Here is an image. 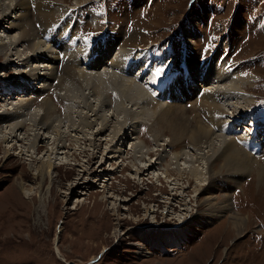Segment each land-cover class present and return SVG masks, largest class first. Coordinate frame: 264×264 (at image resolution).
Listing matches in <instances>:
<instances>
[{
	"label": "rangeland",
	"instance_id": "obj_1",
	"mask_svg": "<svg viewBox=\"0 0 264 264\" xmlns=\"http://www.w3.org/2000/svg\"><path fill=\"white\" fill-rule=\"evenodd\" d=\"M43 2L60 9L57 18L63 16L65 31L53 33L56 42H47L53 34L43 38L37 25L43 46L58 52L64 42L65 53L74 52L70 58L77 72L86 73L68 82L56 68L52 80L36 77L37 72L31 79L36 63L26 61L28 42L0 50V114L11 119L0 126V264H264V0ZM11 16L16 21V13ZM7 26L0 19V35L9 43L7 34L18 37L21 28ZM117 33L119 43L107 52L113 58L123 45L133 50L130 72L128 66L124 73L122 68L113 71L107 60L92 62L102 55L105 39ZM189 50L196 54L198 69L187 81ZM65 53L59 54V67ZM216 60L220 72L235 69L252 76L251 83L243 84L248 104L231 95L217 99V114L200 107L218 71ZM203 62L212 65L207 83L201 81L207 73ZM135 71L144 73L142 80L134 79ZM111 76L142 88L145 98L137 90L123 92ZM44 98L62 118L63 140L51 153L54 135L40 130L38 144L44 147L34 153L31 115L41 110ZM232 98L237 107L230 104ZM21 102L30 108L13 112ZM247 107L242 118L238 114ZM179 109L188 113L190 133L183 137L174 126ZM23 120L25 128L9 137L12 125ZM70 122H77V130ZM199 123L236 140L249 155L250 168L244 173L223 168L222 160L192 138ZM247 127L258 133L253 136ZM3 132L8 140L3 141ZM223 139L215 144L219 147ZM176 154H182L178 161ZM50 159L54 181H40V166ZM149 160L156 165L143 172ZM206 200L229 205L208 223L200 218L208 212ZM232 217L247 219L242 232L237 233Z\"/></svg>",
	"mask_w": 264,
	"mask_h": 264
},
{
	"label": "bare ground",
	"instance_id": "obj_2",
	"mask_svg": "<svg viewBox=\"0 0 264 264\" xmlns=\"http://www.w3.org/2000/svg\"><path fill=\"white\" fill-rule=\"evenodd\" d=\"M51 1V0H50ZM51 3V2H50ZM32 4V5H31ZM48 5V6H46ZM32 7L35 8V16H34V13L32 12ZM45 6V7H44ZM33 8V9H34ZM24 9V10H23ZM21 10H23L24 12L21 13ZM60 10V9H59ZM57 10L55 7L51 6L45 2H43V0H9L8 3L6 2V0H0V19H3V21L5 20L6 22L9 23V30L16 27L18 29L21 30V32L19 33V36L16 37L14 36L13 38H11L12 36H9V33L7 34L6 37H9L10 39V42L7 43V42H4L3 41V36L0 35V50L1 51H4V50H10L11 46H15L16 44H19L20 42V45L24 44L25 42H28V50L29 52L27 53L26 52V56L27 57L26 59H28V57H30V59L26 60L27 62H32V60L36 63V66H35V69L33 71H31L29 73V77L31 76V79L33 78V72H37L38 75H35L36 77H42V78H47L46 81H48L50 78L52 80V78H54L55 75H57V73L55 72V69L56 68H61V74L59 75V77H62L64 76V74H66V79L68 82L71 81V79H76L80 76H84L85 75V71H79L77 72V70L75 69L73 63L75 62L74 61V58H70V53H74L73 51L69 54H66L65 52L67 51L64 46L66 44H64L63 41L65 40H59V42H63L61 45H60V49L61 51L58 50V52H55L53 49L50 50V47H45L43 46V42L41 39L42 37H40V32L41 31H38L39 28L40 30H42L44 33H43V38H45V35L47 34H53V33H59V35L61 36L63 33H65V31H62L61 29V26L63 27V24H62V17H58L57 18V12L59 11ZM62 10V9H61ZM16 13V16H15V19L16 21H14V19L11 20L12 16H11V13ZM18 12H20L18 14ZM15 15V14H14ZM32 15V16H31ZM36 17V19H35ZM18 19V21H17ZM11 20V21H10ZM16 22V23H15ZM64 22V21H63ZM38 23V24H36ZM40 23V24H39ZM51 23L53 25H51ZM26 24H29L30 26V29H26V28H23ZM38 25V27H37ZM59 25V26H58ZM49 26V27H48ZM4 27V26H3ZM7 32H8V29H6ZM67 31V30H66ZM10 32V31H9ZM66 34H69V33H66ZM65 34V35H66ZM74 34V33H73ZM55 35H51L49 40H47V42H50L51 40L55 41ZM73 37V36H72ZM60 38V37H59ZM67 39V38H66ZM119 40H120V36L119 34H115L113 35L112 34V37H108L105 39V46H101L100 49H101V56L99 55L96 59L95 57L92 59V62L94 63V65L96 66L97 63L101 62V61H104V60H107V63L108 61H110V66L111 67H114L112 69H114L113 71H115V69H121L120 72L124 73L125 70L127 71V69H125L127 66L129 67V72L131 71V65H132V61L129 62L128 61V58H129V55L133 53V50H131L130 48H127L126 46H121L122 49H120L119 53L117 54V57H113L111 58L108 54L109 52V49H112L113 48V45H117L119 43ZM66 42V41H65ZM195 42V40H194ZM193 42V43H194ZM67 43V42H66ZM54 45V44H53ZM122 45V44H121ZM127 45V44H125ZM45 47V48H44ZM54 47V46H52ZM74 49V48H73ZM99 49V48H98ZM44 50H48L49 52L53 53V54H46L44 53ZM119 50V49H118ZM57 51V49H56ZM108 51V52H107ZM190 51V50H189ZM9 52V51H8ZM46 52V51H45ZM147 52V51H146ZM19 53V52H18ZM56 55H55V54ZM62 53H65L66 56H67V59L63 61V63L61 64V67L58 66V61L60 60V57H59V54H62ZM144 53V52H143ZM142 53V54H143ZM141 54V56H142ZM149 53H147L148 55ZM7 57H11L12 58V54L11 55H7V52L5 54ZM19 55V54H18ZM90 55V54H89ZM24 56V55H23ZM144 56V55H143ZM195 56L196 54H193L192 51L190 52H187L186 54V61L188 62V60H190V63L188 62V65L190 67V72H187L186 75L189 74L187 78V81H190L188 80L189 78H191V76L193 74H196V71L198 69L197 67V62H196V59H195ZM19 57H21V55H19ZM40 57V58H39ZM140 57V56H139ZM65 58V57H64ZM111 58V59H110ZM141 58V57H140ZM138 58V59H140ZM151 58V56H150ZM136 59V58H135ZM134 59V60H135ZM143 59V58H142ZM148 59V58H146ZM22 60V59H21ZM133 60V61H134ZM165 60V59H164ZM214 58L211 60L213 61ZM13 61V60H12ZM139 61V60H138ZM150 61V60H149ZM147 61V62H149ZM163 61V60H162ZM210 61V60H209ZM11 62V61H9ZM14 62V61H13ZM61 61H59L60 63ZM135 62H137V60H135ZM196 62V63H195ZM221 62V61H220ZM227 62V61H226ZM164 63V62H163ZM195 63V64H194ZM228 63V62H227ZM219 62H217L216 60V63L215 65H217V69L218 71L216 72V74L212 73L213 75V78L211 79L210 78V81H211V87L208 88L207 92H206V96H203L202 99V103L200 104V107L201 108H209V113L210 112H213L214 114H217L219 109H221V107L216 104L217 102V99H224V97H232L231 95H235L234 98L237 99L238 103H247L250 102V100H248L247 96L244 95L243 92H245L247 89L244 88L243 84L245 82H248L251 83V79H252V76L250 74L246 75V74H242V73H239V71H237V73L235 72V69L234 71L232 72V74H230L229 72H220L219 70ZM152 65H154V62H152ZM203 66H206L204 67L203 70H205L207 73L206 75L203 77V79L201 80L202 82H205L207 83V81L209 80V76H208V73H210V66H212L211 64L207 63V62H203L202 64ZM227 65V64H225ZM193 66V67H192ZM220 66H224V65H220ZM231 66V65H230ZM208 67V68H207ZM44 69L46 70L45 72H41V70L39 71L38 69ZM136 68V67H135ZM228 68V66H227ZM232 68V67H231ZM32 69V67H31ZM107 70V69H106ZM231 71V70H230ZM110 70H108L107 73H109ZM118 72V70H117ZM55 73V74H54ZM135 73L137 74H134L133 77L135 80H140L142 77H144V73L142 74H139L138 71H135ZM126 74V73H125ZM122 75V74H121ZM128 75V74H127ZM123 76V75H122ZM88 77V75H87ZM119 78L120 79H124V77H121L119 75ZM140 78V79H139ZM35 79V78H34ZM115 80L116 78H113V76L110 77V80ZM113 80V82H114ZM118 80V79H117ZM125 80H132V77H130L129 79L125 77ZM142 80V79H141ZM116 81V80H115ZM120 81V80H118ZM118 81H116V83H118ZM18 82V81H17ZM121 82V85L120 87H124L123 88V92H130L131 90H137L138 91V94H141V98H145V92L143 91L142 88L138 87V86H133V85H129L127 84L126 82L124 81H120ZM192 82V81H191ZM136 83V82H135ZM138 83V82H137ZM181 81H179L178 84H180ZM51 85L52 84V81L50 83ZM71 83H69V86H70ZM73 84V83H72ZM247 84V85H248ZM117 86V84H115ZM12 86H19L17 84L15 85H12ZM24 86V85H23ZM48 86V84H47ZM203 86V85H202ZM246 86V85H245ZM68 87L65 86V88ZM119 87V88H120ZM183 88L185 87V84L182 86ZM181 87V88H182ZM158 88H160V86H158ZM180 88V89H181ZM45 89V88H44ZM121 89V88H120ZM185 89V88H184ZM60 90H64V88H60ZM118 90V89H117ZM182 90V89H181ZM180 90V91H181ZM186 91V90H185ZM14 93V91L12 92ZM34 94V92H31V94ZM184 94L187 93V92H183ZM96 93H92L90 95H94ZM219 94V95H218ZM60 95V94H59ZM62 96V95H60ZM223 97V98H221ZM7 99V98H6ZM235 99V100H236ZM28 100V99H27ZM233 98L230 100V104H234L232 102ZM24 101V100H23ZM107 101V100H106ZM236 101V102H237ZM235 102V101H234ZM30 104L28 102H21L19 104V106H17V108L15 107L14 108V111H18L19 107L21 108H30L29 106ZM89 105V104H88ZM236 106V103L234 104ZM91 106V105H90ZM40 109L42 111V113L39 112H35L33 114V116L31 115V120H32V127L29 128L31 131L35 130L34 134H31L32 138L29 140H31L30 142V148L34 150V153L39 152L40 150L43 149V145H39L38 142L39 141H42L40 140V135H39V132L40 130H48V133L54 135V138H55V141H54V145L52 144V147H51V153L54 152V150L57 148H60V143L62 142L63 140V137H62V134H64L62 132V129H61V121H62V118L58 115V116H55L54 113H55V107L53 106L51 100H49L48 98H44L43 101L41 102V105H40ZM237 107V106H236ZM240 107H244V105H240ZM251 107V106H250ZM20 108V109H21ZM24 108V109H25ZM23 109V110H24ZM249 109V107L246 108V110ZM26 110V109H25ZM97 110V109H96ZM8 111V110H7ZM156 111V110H154ZM179 115L177 116L176 120L178 119V122L175 120V127L177 129V135L179 137H183L185 136L186 134L189 135V129H188V119H187V114L186 111L184 109H179ZM199 112V110H197ZM21 112V111H20ZM248 112V110L245 112V113H242L239 112L238 115H240L242 118H243V115L246 114ZM13 118V117H12ZM238 118V117H237ZM240 118V119H242ZM29 119V118H28ZM245 119V117H244ZM7 120H11L9 115L5 116V115H2L0 114V126L1 124L4 122V121H7ZM88 118L86 120V122H88ZM217 120V119H216ZM105 121V120H104ZM172 121V120H171ZM85 122V124H86ZM199 122V121H198ZM238 122V121H237ZM8 123V121H7ZM71 123V122H70ZM77 123V122H76ZM75 123V124H76ZM83 123V122H82ZM106 123V122H105ZM261 123V122H260ZM264 123V122H263ZM72 124V123H71ZM75 124L73 123V127L75 126ZM88 124V123H87ZM86 124V125H87ZM159 124V123H158ZM198 124V123H197ZM196 124V125H197ZM200 125L198 126L197 130H196V133H194L192 135V138L194 139L195 142H197L198 145L200 146H203V145H206V147L209 148L210 151H212V156L216 158V160L220 159L222 160L223 162V165L222 167H226L228 168V170H231V172L233 173H237V172H240V173H244L245 171H247L250 166H251V159H249V155H246L245 153H242V149L238 148V146L236 145V140H232L230 138H227L225 136H222L220 133H216V132H212L209 128H207L205 125L199 123ZM258 124V123H257ZM10 125V123H9ZM12 125V124H11ZM10 125V126H11ZM70 125V126H72ZM89 127H91L92 125V122L90 124L89 122ZM239 125V124H238ZM26 126V123L23 121H20V122H17L16 124H13L12 127H11V131L8 133L10 134L9 137H11L13 135V137H16L17 133L16 131L17 130H22L24 129ZM172 126V125H171ZM257 126V125H256ZM194 127V125H193ZM71 128V127H70ZM78 128V126H77ZM77 128H73V130H77ZM162 128V127H160ZM264 128V127H263ZM17 129V130H16ZM122 129V128H121ZM248 131L250 132V134H252L253 136H255L257 132L255 133H252L251 129L248 128ZM37 130V132H36ZM102 130V129H101ZM173 130V129H172ZM2 131V130H1ZM228 132V129L226 130ZM5 132V131H4ZM3 132V133H4ZM19 132V131H17ZM82 132V131H81ZM172 132V131H171ZM260 132V131H259ZM119 133V132H118ZM126 133V132H125ZM231 134H233L231 131L229 132ZM119 135H121V131L119 133ZM224 135V134H223ZM3 137V141L4 140H8V136H7V133H4L2 135ZM25 136V134H24ZM29 137V136H27ZM47 137V136H46ZM46 137L44 139V141H46ZM125 136L121 137V138H124ZM219 137H224L225 139H223V141H220L218 140V142L220 141V146L218 147L216 144H215V140L216 139H219ZM177 138V137H176ZM24 139H27V138H24ZM235 139V138H233ZM51 140H53L51 138ZM120 140V139H119ZM176 140V139H175ZM25 142V141H24ZM59 142V143H58ZM217 142V143H218ZM28 143V142H27ZM49 143H47L48 145ZM196 144V143H195ZM264 144V143H262ZM29 145V144H28ZM260 145V144H259ZM63 146L65 147L66 145L63 144ZM133 146V145H132ZM29 148V147H28ZM136 148V147H135ZM138 149V148H137ZM25 150V149H24ZM48 150V149H47ZM30 151V150H29ZM28 151V152H29ZM49 152V151H48ZM30 153V152H29ZM154 153L153 151L151 152H147V154H152ZM182 154H176L175 155V158H177V161L179 160L180 156ZM191 155V154H190ZM32 157V161L33 160H36L35 158H33V154L31 155ZM193 156V155H192ZM143 157H145L143 155ZM211 157V156H210ZM91 159V158H90ZM146 159V158H144ZM172 159V157H171ZM174 159V158H173ZM211 159V158H210ZM149 164H146V166H143L141 167V170H143V172H146V171H149L150 168L154 167L156 165V162H153V160H149ZM175 161V160H174ZM65 164V163H64ZM169 164V163H168ZM170 165V164H169ZM168 166V165H167ZM54 167V164L53 162L51 161V159L48 161V162H44L41 164L40 166V169L38 171V179H40V181H45V180H53V177H52V174H51V171H52V168ZM212 168V166H211ZM210 168V169H211ZM214 168V167H213ZM212 170V169H211ZM217 171H215L214 173H212L211 175H209L210 177L217 175L218 172L216 173ZM190 173L195 175L197 173H199L198 170H190ZM230 173V172H229ZM192 175V176H193ZM199 174H197L198 176ZM167 176V175H166ZM201 176V175H200ZM213 177V178H214ZM199 178V177H198ZM261 178V177H260ZM61 180V179H60ZM205 183H202V185H204ZM207 184V183H206ZM210 184V183H209ZM21 192H23L22 190V187H21ZM27 194V193H26ZM29 194V193H28ZM27 194V195H28ZM176 195V194H175ZM26 197V195H25ZM27 198H29V196H27ZM224 201V200H223ZM224 203V202H222ZM228 204V203H227ZM206 205H207V211L206 213H204V215H202L200 218L204 221V222H210V220L212 218H214L215 216H219V214H221L220 212L224 211V208L228 207V205L223 204L224 206H217L216 204L212 203L210 200H206ZM213 208H217L216 210H213ZM216 213V214H214ZM200 215V213H199ZM198 215V216H199ZM236 217V216H235ZM232 217V225L233 227L235 228V230L238 232H242L245 227H246V220H244V217ZM241 234V233H240ZM141 244H136V247L138 249V253H141L142 254V246H139Z\"/></svg>",
	"mask_w": 264,
	"mask_h": 264
},
{
	"label": "snow or ice",
	"instance_id": "obj_3",
	"mask_svg": "<svg viewBox=\"0 0 264 264\" xmlns=\"http://www.w3.org/2000/svg\"><path fill=\"white\" fill-rule=\"evenodd\" d=\"M163 71V69H160L156 72V75L159 76L161 74V72Z\"/></svg>",
	"mask_w": 264,
	"mask_h": 264
}]
</instances>
